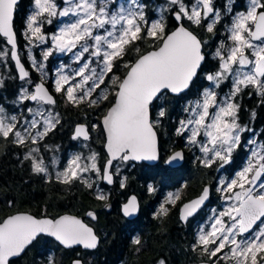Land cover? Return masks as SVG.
<instances>
[{
    "label": "snow or ice",
    "instance_id": "snow-or-ice-1",
    "mask_svg": "<svg viewBox=\"0 0 264 264\" xmlns=\"http://www.w3.org/2000/svg\"><path fill=\"white\" fill-rule=\"evenodd\" d=\"M33 3L23 35L29 42L31 67L41 73V81L37 83L31 80L17 48L13 22L18 0H0V35L11 46L10 53L0 52V56L10 55L19 79L26 80L31 87V90L22 88L19 102L35 105L25 107L27 115L23 119L9 115L0 106V139L11 137L12 143L26 147L24 159L31 162L33 173L43 174L51 182L53 174L40 155V145L61 125L54 94H62L66 102L76 107L85 104L103 113L100 122L91 128L77 124L72 139L89 141L91 130H99L107 159L101 164L99 153L90 152L87 156L75 153L55 173L57 182L70 185L75 181L93 188L96 180L114 182V175H119V165L114 166V161H162L166 165L183 161V150L161 157L157 126L167 115L161 100L169 94H187L207 66L206 42L190 26H204L209 33L216 30L224 17L214 0H167L161 11L174 18V30L168 28L163 15L150 22L144 11L147 5L141 0L124 3L60 0V4L57 0H33ZM226 11L231 14L230 23L225 25L226 40L220 42L213 54L217 61L214 70L204 74L211 87L197 89L196 98L185 104L186 115L177 121L175 129L184 138L186 147L201 153L197 159L206 168L217 165L223 169L241 147L242 134L254 131L241 125L236 98L252 88L264 103V0H249L245 12L232 14L230 6ZM54 18L60 21V26L49 35L44 25H51ZM149 40L152 43L146 49L138 46V42ZM44 44L49 47L37 61L31 48ZM129 48L137 55L134 60L124 62L127 71L119 75L114 69L119 68L117 61L124 60ZM54 52L71 54L76 67L62 66L50 91L43 80L47 78L45 61ZM226 82H230V91L220 96L217 89ZM247 143L255 147L250 149L246 166L234 178L218 179L216 190L224 206L211 210L193 246L209 259L217 258L213 264L225 259L233 264H264V144L255 140ZM149 191L155 189L150 185ZM209 196L210 188L204 187L197 199L183 204L181 220L186 223L194 217ZM96 199L103 201L107 196L100 191ZM180 199L179 191L168 193L155 216H166L169 206ZM138 211L135 196L122 208L126 217ZM87 215L95 218L92 212ZM42 235L54 238L66 248L82 245L95 249L99 243L93 228L76 216L49 218L46 212L42 216L19 213L0 221V264H9L10 258L21 255ZM132 243L141 245L139 235L133 237ZM48 264H56L54 258L49 257ZM73 264L81 262L76 260ZM159 264L166 262L160 260Z\"/></svg>",
    "mask_w": 264,
    "mask_h": 264
},
{
    "label": "flooded vegetation",
    "instance_id": "flooded-vegetation-1",
    "mask_svg": "<svg viewBox=\"0 0 264 264\" xmlns=\"http://www.w3.org/2000/svg\"><path fill=\"white\" fill-rule=\"evenodd\" d=\"M225 85L227 84L225 83L223 86L225 87ZM192 92L193 88L187 94L183 93L179 96H174V100L178 102L177 105L164 104L167 115L157 126L161 157L166 158L172 151L183 150L185 159L182 161V164L173 166L166 165L162 161H129L127 163L114 161V166L117 164L119 165V175H114L113 185H109L103 180H96L93 188H87L84 184L75 181L70 185L59 183L54 178V170H49L53 174V179L49 182L47 177L43 174H35L32 169H29L20 171L24 173L21 180H18L22 190L27 191L29 189L36 191L41 188H45L46 190L52 188V190L55 191H74L79 187L87 188L86 190L90 192L95 202H100L99 204H94L89 209L95 214V219L90 217L85 218L87 223L94 227L100 238L103 236L109 243L111 241L117 242L118 240L126 241L127 239L129 244L135 247L134 253L138 256V264H144L143 255L147 252H151V250L156 251L152 253V256L146 261L148 264H159L160 260H164L166 264H213V261L217 258L209 259L208 255L202 252L200 248L194 250L193 246L197 237L199 222L204 219L208 209L214 207L218 202L216 199L218 198L216 192V177L220 174H225L226 177H230L233 176L235 171H238L240 163L248 158V145L250 144L247 143V141L253 134H255L257 142L264 144V140L257 134L259 132L256 131L252 124L242 123L243 126H247L254 131H248L242 134L241 147L234 151L232 160L227 166L225 165L223 169L216 171L215 165H213L212 168H206L199 159L193 161L192 149L185 146L184 138L178 136L175 131L177 121L183 118L184 115L182 112L184 108L183 102L191 100L192 97L190 93ZM254 96L259 99V102L262 101V98L257 93ZM236 101L239 104L238 97ZM155 111L154 109V112ZM102 115L96 117L88 124L85 122H78L75 126L79 123H83L91 128L92 124H98L100 122ZM165 126L167 128H165ZM74 128L72 129L74 130ZM72 135L73 131L71 132L70 143L67 144V148L63 153L66 154L67 152H75L89 148L92 152L99 153V161L101 164L104 163L107 159V154L104 147V137L99 130H91L92 138L89 141L73 140ZM197 152L200 153L199 151ZM192 165L198 167L197 173L202 176L194 180V184L191 183L189 177L185 174L189 172ZM113 171H115V167ZM93 179H96L95 176H93ZM121 183L124 184V187H121ZM150 185L155 191H149ZM207 185L211 187L209 202L205 207L200 209L194 217L189 218L186 223L183 222L180 217V207L184 202L198 196ZM100 191L107 196L106 200L101 201L96 199V194ZM176 191L181 193V199L177 201L175 205L169 206V212L166 216H155L161 204L164 203L167 194ZM60 195L62 196L60 198L64 197L62 193H60ZM132 196L137 197L139 211L135 217H126L123 215L122 208ZM42 207L45 206H41V208ZM38 208L39 206L36 207V209ZM33 209L32 206L25 209H16L10 214L23 211L37 216L43 215L31 211ZM36 209L34 210L36 211ZM41 212H43V210ZM137 235H139L141 239L140 246L132 243L133 237ZM41 237L45 236H40L39 238ZM154 246H156L157 249H152ZM108 251H110V249L106 252ZM23 255L24 254L13 260L10 264H23ZM219 255L220 254H218V256ZM116 263L127 264L125 258L119 259ZM219 264L228 263L226 260H222L219 261Z\"/></svg>",
    "mask_w": 264,
    "mask_h": 264
},
{
    "label": "trees",
    "instance_id": "trees-1",
    "mask_svg": "<svg viewBox=\"0 0 264 264\" xmlns=\"http://www.w3.org/2000/svg\"><path fill=\"white\" fill-rule=\"evenodd\" d=\"M214 1L215 4L222 9L228 2V0ZM233 1L235 3L234 7L236 10L244 7L243 2L245 0ZM141 2L147 5L144 11L149 21L156 16V7L158 5L167 4V1L165 0H141ZM32 3L33 0H22L17 6L14 26L16 30L15 32H17L18 36L17 44L19 45L20 57L29 71L31 80L33 83H37L41 80V73L31 67V63L26 57V48L24 46L25 42L22 32L25 30V19L31 10L30 6ZM163 14L168 28L171 30L175 28L176 21L174 18L168 12H163ZM45 25V31L50 29L52 30L53 26L51 27L48 24ZM186 26H189L187 22ZM220 27L221 25L217 24L216 30L209 33L206 31L204 26H190V29L198 35L199 38L206 42L204 50L208 53V56L206 60L207 66L202 69L203 73L213 71L215 65L217 64V61L211 57V52L214 50L219 38L222 37L220 36ZM151 43L152 42L150 40L144 42L143 44L138 42V46L144 50ZM6 44L5 38L0 35V52L10 53V48ZM37 49L36 54L38 55ZM136 55L137 54L134 52L133 48H129L124 60L117 61L119 68L114 69V71H117V74L119 75H123L127 71L124 67V62L134 60ZM9 56L10 55L6 57L0 56V106H3L8 114L17 113L19 116L18 118H21L22 115L25 114V107H29L31 104L29 102L25 105L18 100L21 88L27 82L26 80L19 79L16 70H14V64ZM52 61L53 59L50 58L45 64L46 71L48 68L51 69L50 67L52 65ZM202 72L200 74H202ZM43 82L50 90H52V83L50 80L45 78ZM207 83L208 82L205 78L199 75L190 96L192 98L196 97L197 89L203 88V86L207 85ZM28 88L31 89L29 84ZM255 94V89L248 88L238 96L240 105L239 121L241 123L252 124L256 131L259 132L257 134H259V136L264 140V103L261 101L259 102V99L254 96ZM54 95L57 99L55 109L60 113L61 125L54 131L50 132L49 135L41 142L40 155L46 160L51 159V154L56 152L54 149L57 147L60 151H65L67 144L70 143L69 140L71 139V132L73 131L72 128H74L76 123L85 122L88 124L96 117H100V115L103 114L98 110L87 108L85 104H81L79 107H76L73 104L66 102L62 94ZM174 99L175 97L169 94L163 97L161 103L165 105H177L178 102ZM253 112L255 113L254 118L252 117ZM165 128L167 127L165 126ZM27 151L28 149L26 147L17 146L12 143L11 137L7 140L0 139V221L16 209H25L31 206L34 209L39 206L36 211L34 209L31 210L39 215L45 214L43 212H46L48 216H56L63 212L84 215L94 204L100 203L97 201L95 202L90 192L86 190L87 188L85 187H79L74 191H55L52 190V188H48L47 190L45 188H41L36 191L29 189L27 191L22 190L18 180H21L24 173H21L20 171L31 169V162L24 159V155ZM197 169V166L192 165L189 172L185 173L189 177L192 184H194V180L202 177L199 173H197ZM60 193L64 195L63 198H60L62 197ZM41 206L45 207H42V209ZM42 210L43 212H41ZM100 239L102 240L98 250L83 251L81 248L64 249L51 238L41 237L28 247L23 255V264H48L49 257L54 258L56 264H70L75 258H81L85 264H117L116 262H118L121 258H125L127 264H138V256L134 253L135 247L130 245L127 239L126 241L118 240L117 242L111 241L110 243L104 239L103 236ZM108 249H110V251L106 252ZM152 249H157V247L154 246ZM155 251L156 250H151V252H147L143 255L144 264H148L146 261H148L149 257L152 256V253Z\"/></svg>",
    "mask_w": 264,
    "mask_h": 264
},
{
    "label": "rangeland",
    "instance_id": "rangeland-1",
    "mask_svg": "<svg viewBox=\"0 0 264 264\" xmlns=\"http://www.w3.org/2000/svg\"><path fill=\"white\" fill-rule=\"evenodd\" d=\"M117 2H118V3H124V0H117ZM248 2H249V0H245V1L243 2L244 7H243V8H238V9L236 10L235 7H234V4H235V3H234L233 0H228V2L225 4V6L223 7V9H222L221 7H219L218 5H216V4H215V1H214V5H215V7L220 11L221 16L224 17V19H222V21L219 23V24L221 25V27L219 28V29H220V34H221L220 36H222V37H220L219 40L217 41L216 46L214 47V50L211 52V57H213V54H214L216 48L219 46L220 42L226 40V35H225V25L228 24V23H230V20H231V14L227 13L226 8L230 6V7L232 8V14L239 13V12H245V11L247 10V8H248ZM57 3L60 4V0H57ZM141 3H142V2H141ZM166 6H167V4H160V5H158V6L156 7V13H155L156 16H155L151 21L159 19L161 15L164 16V14H163V12L161 11V9L165 8ZM30 7H31V10H30V12L28 13V15L31 14V12L33 11V9H34V3H32V5H31ZM28 15H27V17H28ZM54 19H55V18H54ZM54 19H53L52 24L49 25V26H51V27L53 26V27H52V30L50 29V30H48V31H45V30H46V29H45V28H46V25H44V31H45L46 33H48L49 35H51L54 31L58 30V28H59V26H60V21L57 20V19H55V20H54ZM25 20H26V22H27V18H26ZM151 21H150V22H151ZM205 23H207V22H205ZM25 30H26V29H25ZM25 30H24V31H25ZM24 31H22V32L24 33ZM23 38H24V42H25V43H24V46H25V48H26V57L28 58V61H30V63H32V62H31V59L29 58V55H28L29 42L25 39L24 35H23ZM48 47H49V44H44V45H40L39 47H35V46H33V47L31 48V52H32V54L35 56V58L37 59V61L41 59V56H42V52H43V50L47 49ZM37 48H38V49H37ZM36 49H37V51H38V55L36 54ZM36 55H37V56H36ZM38 56H39V57H38ZM50 58L53 59V61H52V65H51V67H50L51 69L48 68L47 71H46V68H45V72L47 73V79L50 80L51 83H52V81H53L54 78H55V74H56V72H57L58 70H60L62 66H70V67H72V68H75V67H76V64H75V63L73 62V60H72L71 54H63V53L54 52L53 55L50 56V57L47 59V61H48ZM213 59H214V58H213ZM47 61H45V64L47 63ZM216 63H217V62H216ZM49 70H50V71H49ZM205 73H208V72H205ZM205 73L202 72L201 77L205 78V77H204V74H205ZM207 82H208V81H207ZM226 84H227V85H225V87L223 86L224 84H222L221 87H220V89H217V91L219 92L220 96H223V95L227 94V93L230 91V86H229V85H230V82H226ZM222 86H223V88H222ZM208 87H211L210 82H208L207 85L203 86V88H208ZM22 88H28V83L24 84V86H23ZM22 88H21V90H22ZM29 90H31V89H29ZM201 90H202V88H201ZM195 98H196V97L191 98V100H193V99H195ZM162 100H163V98H162ZM191 100H189V101H191ZM189 101H188V100L184 101V102H183V105L185 106V104H186L187 102H189ZM161 102H162V101H161ZM30 103H31V102H30ZM28 106H29V105H28ZM33 106H35L34 103H31L29 107H33ZM55 110H56V109H55ZM56 111H58V110H56ZM58 112H59V111H58ZM182 112H183V111H182ZM13 114H15V115L18 116L17 113H13ZM13 114H9V115H13ZM183 114H184V115H183V117H184L186 114H185L184 112H183ZM25 115H27L26 112H25V114L22 115V117H21L20 119H23V117H24ZM93 116H94V115H93ZM18 117H19V116H18ZM241 125H242V123H241ZM255 138H256V136H255V134H253V135L250 137V139H248V141H250V140H255V141L257 142V140H256ZM257 143H258V144H262V143H259V142H257ZM249 144H250V143H249ZM248 147H249V155H248V158H246L247 160H244L243 162H241L240 165H239L238 171H235V173L233 174V176H230V177H228V178H234L235 175H236V173H238L239 171H241V170L246 166L247 161H248V159L250 158V149L254 148L255 145H253V144L251 145V144H250V145H248ZM52 149H54V148H52ZM190 149H192L193 161L198 160L197 157L200 156L201 153H198L197 150L194 149V148H190ZM54 151H56V152L53 153V154H51L52 156H51V159H50V160H49V159L46 160V159H44V158H43V159H44V161H45V164L48 166L49 170H54L55 173H56L57 171L61 170V169L65 166L66 161H67L68 158H70L73 154H75V153H81V154L87 156L90 152H92L91 150H89V148H87V149H85V150L83 149V150H78V151H75V152H67V153L65 154V153H63L62 151H60L58 147L55 148ZM54 161H55V162H54ZM227 165H228V164H226V166H227ZM215 170H216V171L219 170L217 165H215ZM223 177H226V175H225V174H220L219 176H217V177H216V183H217L218 179L223 178ZM216 189H217V184H216ZM216 192H217V196H218V198H216V199L218 200V202L215 204L214 207H211L210 209H208V212H207L206 216H205L204 219H203L201 222H199V224H198V230H199L200 227L203 226V224L207 223V218L210 216V214H211V210H212V209L220 210V209L224 206V201H223L222 198H221V194H220L217 190H216ZM220 255H222V254H220ZM258 259H259V257H258ZM225 260H226V262H227L228 264H233V261L228 260V259H225Z\"/></svg>",
    "mask_w": 264,
    "mask_h": 264
},
{
    "label": "water",
    "instance_id": "water-1",
    "mask_svg": "<svg viewBox=\"0 0 264 264\" xmlns=\"http://www.w3.org/2000/svg\"><path fill=\"white\" fill-rule=\"evenodd\" d=\"M21 1H22V0H18V4H17V6L21 3ZM165 1H167V0H165ZM15 15H16V13H15ZM14 18H15V16H14ZM13 27H14V30H15L14 22H13ZM172 30H174V28H173ZM15 31H16V30H15ZM1 36H2V35H1ZM197 36H198V35H197ZM2 37H3V36H2ZM3 38H4V37H3ZM5 40H6V38H5ZM16 42L18 43L17 32H16ZM6 43H7V42H6ZM6 45H8V44H6ZM8 46H9V48H10V52H11V46H10V45H8ZM17 48H18V51H19V45H18V44H17ZM19 56H21V55H20V52H19ZM9 57L11 58V56H9ZM20 59H21V62L24 64V67L26 68V70H28L27 67H26V65H25V63L22 61V58H21V57H20ZM11 60H12V62H13V64H14V67H15L14 70H16L17 75H18V77H19V72H18V68H17V66H16V64H15V61H14L12 58H11ZM40 81H41V80H39L38 82H40ZM45 86L48 87L46 84H45ZM48 88H49V87H48ZM49 90H50V89H49ZM50 91H51V90H50ZM181 94H183V93H181ZM181 94H178V95H177V94H170V95H172V96H179V95H181ZM55 98H56V97H55ZM56 101H57V99H56ZM31 103H32V102H31ZM79 124H83V123H79ZM157 136H158V134H157ZM158 142H159V138H158ZM136 162H140V161H136ZM143 162H144V161H143ZM148 162H155V161H148ZM182 163H183V162L180 161V162H177V163L173 164V166H177V165H180V164H182ZM105 183H107V182L105 181ZM113 183H114V182H113ZM113 183H112V184H109V185H113ZM107 184H108V183H107ZM205 187H209V188H210V192H211V187H210L209 185H207V186H205ZM201 193H202V192H201ZM201 193H200L198 196H196L195 198H192V199H190V200L184 202L183 204L188 203V202H190V201H192V200H194V199H197V198L201 195ZM135 197H136V196H135ZM130 198H131V197H130ZM130 198H129V199H130ZM136 198H137V197H136ZM209 199H210V198H209ZM209 199L205 202V204L201 207V209L207 205V203L209 202ZM127 202H128V200H127ZM183 204H182V206L180 207V210H179V211H180V217H181V215H182V211H181V210H182ZM89 212H92V213H93V211L88 210L83 216H80V215H76V214H73V213L71 214V213H69V212H65V213H62V214L56 216L55 218H59V216H61V215H72V216H76L77 218L83 220L86 224H88L89 227H92V225H90L89 223H87V221L85 220V218H89V217H90V216L87 215ZM19 213H29V212H23V211L16 212V213H13V214L7 215L6 217L3 218V220L6 219V218H8V217L11 216V215H15V214H19ZM29 214H32V213H29ZM33 215H34V214H33ZM136 215H137V213H136L134 216H132V217H135ZM49 218H53V217H49ZM90 218H93V217H90ZM190 218H191V217H190ZM93 219H95V218H93ZM92 228H93L95 234L97 235V233H96L94 227H92ZM42 236H44V235H42ZM45 237L48 238V236H45ZM97 237H98L99 243H98V246H97L95 249H86V248H84L82 245H74V246L71 247V248H66V247L60 245L57 241H55L54 238H52V237H49V238H51L53 241L57 242V243H58L61 247H63L64 249L81 248L83 251H95L96 249H98V247H99V245H100V243H101V239H100V237H99L98 235H97ZM33 243H34V242H33ZM30 246H31V245H30ZM27 249H28V248H27ZM27 249H25V251H24L22 254H24V253L26 252ZM22 254L19 255V256H17V257H12V258H10V262H9V264H10L13 260H15V259L21 257ZM76 260H79V261L81 262V264H85L84 261H83L81 258H75V259H73V260L71 261L70 264H73V262L76 261ZM201 264H210V263H201Z\"/></svg>",
    "mask_w": 264,
    "mask_h": 264
}]
</instances>
